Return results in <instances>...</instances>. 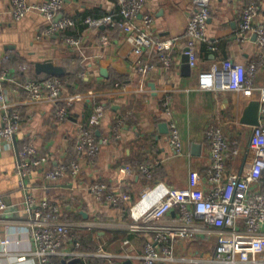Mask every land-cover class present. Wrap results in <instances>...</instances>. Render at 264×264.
Instances as JSON below:
<instances>
[{"label":"crops","instance_id":"crops-1","mask_svg":"<svg viewBox=\"0 0 264 264\" xmlns=\"http://www.w3.org/2000/svg\"><path fill=\"white\" fill-rule=\"evenodd\" d=\"M43 1L29 0L34 4ZM251 2L261 7L256 24L263 23L264 0H211L205 40L197 46L196 67L190 68L182 51L186 26L194 11L193 0H145L144 13L153 18L154 40L175 38L177 41L171 49V67L166 70L155 48L148 49L138 59L120 29L108 24L90 27L84 23L87 17L112 16L119 21L116 0H65L61 15L74 20L71 31L76 28L79 32L77 48L64 45L59 35H43L47 21L37 10L31 9L16 21L10 0H0V70H7L1 88L5 101L0 103V124L4 108L21 116L20 131L10 140H0V200L6 206L0 212V236L10 240L9 245H0V264H38L23 209L27 193L37 200L57 202L62 209L61 220L75 225V238L80 242L84 236V243H89L80 242L75 249L70 242L64 246L65 254L55 260L62 264H139L144 235L127 229L131 219L129 207L145 187L156 182L189 189L195 198L205 194L209 165L207 126L220 124L225 137L238 143V154L226 160L227 171L240 174L249 169L253 153L248 141L253 127L241 120L251 102L259 104L263 70L254 78L252 91L200 90L197 75L215 62L230 60L247 64L258 55L255 34L245 41L238 37L241 11ZM103 36L108 38L106 43L99 42ZM74 56L83 66L78 77L86 87L78 90L79 85H75V91L65 89L64 98L71 100L79 94L81 99L69 108L67 119L58 122L56 108L64 98L57 102L45 98L33 100L24 83L16 78L12 64L17 61L18 68L32 67L34 73L36 62H53L64 68L66 58ZM8 59L11 66L2 68V62ZM149 65L153 68L139 70ZM102 69L107 76L102 75ZM164 95L171 97L172 118L182 142L180 155L174 153L169 143L168 122L160 111ZM98 103L104 107V117L92 131L100 152L89 161L78 154L75 143L79 126L89 122ZM119 120L122 122L119 136L112 138V127ZM104 139L108 141L102 143ZM26 143H31L48 162L35 169L21 187L17 152ZM71 161H78L81 166L77 178L66 175L56 182L45 180L47 169ZM142 164L153 165L158 172L155 181L147 180L137 171ZM125 166L134 169L131 175L124 174ZM96 181L105 182L114 192L129 193L132 202L110 207L97 201L89 192V186ZM101 246L109 258L92 255ZM172 249L173 258L164 264H211L206 260L215 253V234L177 240ZM76 250L77 255H67Z\"/></svg>","mask_w":264,"mask_h":264},{"label":"built area","instance_id":"built-area-1","mask_svg":"<svg viewBox=\"0 0 264 264\" xmlns=\"http://www.w3.org/2000/svg\"><path fill=\"white\" fill-rule=\"evenodd\" d=\"M65 0H45L30 3L29 0H10L14 20L19 21L31 9L37 10L47 21L43 35H59L64 45L77 48L78 38L64 34L74 24L70 16L61 15ZM211 0H193L194 11L190 16L184 37L183 54L190 68L197 65V46L205 40L206 24L210 17ZM119 21L112 16L101 19L87 17L84 23L90 27L108 24L120 29L126 36L133 54L138 58L150 49L159 53L158 59L166 70L173 61L171 49L177 43L175 38L156 41L153 38V18L144 13L145 0H116ZM261 7L251 2L244 6L240 15L239 39L245 41L255 34L258 43V55L249 63L242 64L225 60L215 62L208 70L197 75V87L200 90L220 89L229 91H252L253 80L263 70L264 73V22L256 24ZM103 36L100 43H106ZM153 68L152 65L140 67V71ZM7 70H0V103L5 99L1 94ZM24 87L35 101L48 99L61 101L65 87L59 78L42 80L28 79ZM81 99L76 95L69 100L64 98L56 109V120L63 122L72 104ZM161 114L168 122V140L174 153H182V142L178 128L172 118L171 97L164 95L160 100ZM258 125L252 128L248 148L253 153L249 169L240 174L229 173L226 168L228 156L238 154L237 141L225 137L222 126L213 123L207 126L205 138L208 143V169L206 172L207 191L201 198L192 196L189 189L167 187L162 183H152L145 187L139 199L129 207L131 219L127 229L149 237L145 243L139 264H164L173 258V243L177 240H194L200 236L215 234V253L206 261L211 264H264V83L259 88ZM104 117V107L95 104L92 115L86 125H80L77 132L75 150L79 155L93 161L100 152L92 128L100 124ZM21 116L17 111L4 108L1 114L0 140H10L20 131ZM119 120L112 127L111 137L119 136ZM108 140L104 139L102 143ZM17 174L19 185L35 170L48 162L46 156L38 154L31 144H23L18 152ZM131 166L123 168L124 174L131 175ZM137 171L149 181L153 180V165H139ZM81 166L78 161L61 163L44 172L48 182H56L68 175L77 178ZM94 198L110 207H119L132 202L127 192L112 191L105 182L96 181L89 186ZM6 208L0 200V212ZM24 213L35 250L33 254L38 264H55L54 259L65 254L64 246L73 242L74 248L80 242L74 236V224L61 220V206L52 200H37L26 194ZM127 243V241H125ZM10 240L0 236V245L5 247ZM75 248V249H76ZM77 250L68 252V256L77 255ZM102 258L110 256L98 247L95 254Z\"/></svg>","mask_w":264,"mask_h":264},{"label":"trees","instance_id":"trees-1","mask_svg":"<svg viewBox=\"0 0 264 264\" xmlns=\"http://www.w3.org/2000/svg\"><path fill=\"white\" fill-rule=\"evenodd\" d=\"M71 33H73L75 38L78 37V33L79 32H78V30L76 28H75L74 32L71 31V28H69V29H67L65 31L64 34L72 35ZM10 63H12V62L9 59H8V61H6V60L3 61L2 62V68L11 66ZM16 63H17V61H15L12 64V67L15 68V72H16L15 76H16L17 79L20 80L21 83L22 82L24 83V81H26L28 79L42 80V79L53 78L52 76H47V75H44V74L38 75L35 72L33 73L32 67L31 68H28V67L18 68L16 66ZM63 67H64V70H65V74L63 76H61V77H55V78H59L63 82L64 87L69 89V90H71V91H75V87H74L75 85H79L80 89H78V90H83L86 87L85 86L86 84L83 83L84 82L83 79L78 77V72L83 70V66L80 63V60L76 56L72 57V59L68 57V58H66V60H65V62L63 64ZM60 105L61 104H58L57 108ZM68 112H69V110H68ZM66 119H67V117H66ZM157 174H158V172L156 171V169L153 168V180L154 181L156 179V175ZM79 238H81V236H79ZM143 238H144L143 241L145 243L149 240V237H147V236H144ZM80 242L82 243V245L89 244V243H84V236H82V238L80 239ZM54 263L55 264H62L61 262H59V261H57L55 259H54Z\"/></svg>","mask_w":264,"mask_h":264},{"label":"water","instance_id":"water-1","mask_svg":"<svg viewBox=\"0 0 264 264\" xmlns=\"http://www.w3.org/2000/svg\"><path fill=\"white\" fill-rule=\"evenodd\" d=\"M187 62V57L185 59ZM34 71L36 74H44L52 77H61L65 74L64 68L56 65L53 62H36L34 64ZM101 73L103 76H107L106 70L102 69ZM258 106L257 102H251L244 112L241 122L247 126L255 127L258 125ZM165 128V125H161Z\"/></svg>","mask_w":264,"mask_h":264},{"label":"rangeland","instance_id":"rangeland-1","mask_svg":"<svg viewBox=\"0 0 264 264\" xmlns=\"http://www.w3.org/2000/svg\"><path fill=\"white\" fill-rule=\"evenodd\" d=\"M66 89V88H65ZM57 121V120H56ZM127 224V223H126ZM102 247V246H101Z\"/></svg>","mask_w":264,"mask_h":264}]
</instances>
